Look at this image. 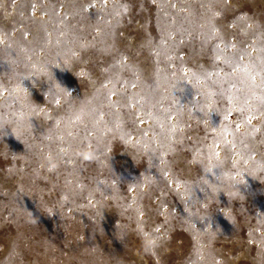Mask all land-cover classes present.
I'll use <instances>...</instances> for the list:
<instances>
[{"label": "rangeland", "instance_id": "374dc122", "mask_svg": "<svg viewBox=\"0 0 264 264\" xmlns=\"http://www.w3.org/2000/svg\"><path fill=\"white\" fill-rule=\"evenodd\" d=\"M261 97L264 0H0V264H264Z\"/></svg>", "mask_w": 264, "mask_h": 264}, {"label": "clouds", "instance_id": "9594fccd", "mask_svg": "<svg viewBox=\"0 0 264 264\" xmlns=\"http://www.w3.org/2000/svg\"><path fill=\"white\" fill-rule=\"evenodd\" d=\"M24 131H26V127L23 124H21L20 126L12 129L11 135H13L14 137L20 136L23 134ZM3 135H7V134L4 133ZM62 151H66V150H62ZM77 155L82 161H86V162H91L97 159L96 152L93 151L89 147H85L79 150ZM47 162L51 168H56L60 161L56 156H49L47 158ZM212 167H213L212 165H209L207 170L211 172ZM234 183L242 184L243 177H240L239 179H237L236 176H230L229 177V187L231 188L232 184ZM213 191H215V188H213ZM228 194L229 196L235 197L238 193L229 191ZM189 195H190V192L188 188H185V191L183 193L184 199H187ZM139 246H140V249L143 251V253L152 254L160 246V241L152 233H142L139 237Z\"/></svg>", "mask_w": 264, "mask_h": 264}, {"label": "snow or ice", "instance_id": "6c2138e0", "mask_svg": "<svg viewBox=\"0 0 264 264\" xmlns=\"http://www.w3.org/2000/svg\"><path fill=\"white\" fill-rule=\"evenodd\" d=\"M217 47H219V46L217 45ZM235 59L240 60V59H243V57L240 56V57H236ZM251 79L253 80V82L255 81V77H254V76L251 77ZM261 99H262V101H264V97H261ZM240 111L242 112L243 109H240ZM226 119H227V117H226ZM251 119H252V117L249 116V117L247 118V123H251ZM237 127H239V125H237Z\"/></svg>", "mask_w": 264, "mask_h": 264}]
</instances>
